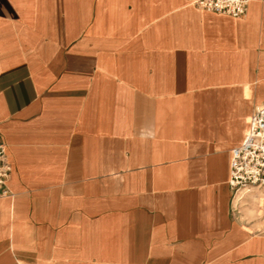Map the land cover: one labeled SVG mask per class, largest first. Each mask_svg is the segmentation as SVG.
I'll list each match as a JSON object with an SVG mask.
<instances>
[{"label": "crops", "instance_id": "crops-1", "mask_svg": "<svg viewBox=\"0 0 264 264\" xmlns=\"http://www.w3.org/2000/svg\"><path fill=\"white\" fill-rule=\"evenodd\" d=\"M192 1L0 0V264H264L227 182L264 102V0Z\"/></svg>", "mask_w": 264, "mask_h": 264}, {"label": "built area", "instance_id": "built-area-1", "mask_svg": "<svg viewBox=\"0 0 264 264\" xmlns=\"http://www.w3.org/2000/svg\"><path fill=\"white\" fill-rule=\"evenodd\" d=\"M192 4L200 10L241 18L247 12L249 0H193ZM11 172L12 166L6 146L0 141V197L12 196L8 187ZM227 182L233 197L241 190L252 188L262 192L264 207V102L253 107L241 142L230 149ZM244 199L239 198L236 204L241 202L248 206V200ZM236 204H234L235 211L241 215ZM244 222L247 223L245 218Z\"/></svg>", "mask_w": 264, "mask_h": 264}, {"label": "bare ground", "instance_id": "bare-ground-1", "mask_svg": "<svg viewBox=\"0 0 264 264\" xmlns=\"http://www.w3.org/2000/svg\"><path fill=\"white\" fill-rule=\"evenodd\" d=\"M239 198H245L248 200V205L251 207V204L254 202L258 204L257 211L260 213V217H264V207L262 206L263 193L257 189L241 190L234 197V204L238 201ZM244 199V200H245Z\"/></svg>", "mask_w": 264, "mask_h": 264}, {"label": "rangeland", "instance_id": "rangeland-1", "mask_svg": "<svg viewBox=\"0 0 264 264\" xmlns=\"http://www.w3.org/2000/svg\"><path fill=\"white\" fill-rule=\"evenodd\" d=\"M240 205V207H239ZM237 209H239L241 211V215H243V217L247 220V222L250 221H263L264 222V217H260L255 215L254 213H252L250 206L248 205H243L241 202H239L238 204H236Z\"/></svg>", "mask_w": 264, "mask_h": 264}]
</instances>
